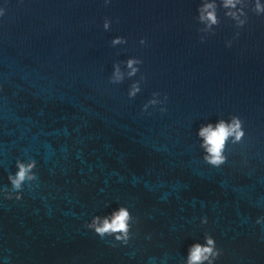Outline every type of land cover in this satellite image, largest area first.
<instances>
[{"label": "clouds", "instance_id": "1", "mask_svg": "<svg viewBox=\"0 0 264 264\" xmlns=\"http://www.w3.org/2000/svg\"><path fill=\"white\" fill-rule=\"evenodd\" d=\"M105 5L110 3V0H104ZM251 3V12L257 16H264V4L261 0H201V4L197 9V22L203 27L198 29L201 33L200 41L205 42L206 38L215 35V30L221 24V18L218 14L222 8L224 16L234 22V27L237 29L233 39L240 36V29L248 23V12L245 9L249 8ZM6 11L0 7V18L4 17ZM112 21L105 18L103 23L104 30H110ZM127 40L123 37L117 36L111 41V45L126 44ZM141 45H146V40H140ZM227 47L232 46V41L226 43ZM121 64H124L130 71L127 72V77L131 78L140 72V65L143 60L132 57L126 61L116 62L113 64V71L109 78V83L118 85L125 80V73L121 70ZM144 76L134 82L129 91L128 97L135 98L141 91V82ZM159 92L153 93V98L143 105L142 112H147L150 106L164 105L167 101L165 95L163 100L159 99ZM161 112H165V107H160ZM150 114V113H149ZM199 137L202 138L203 143L200 145L204 149L203 161L213 168H220L228 162V155L231 151L229 144L235 146L243 143L246 132L244 128V121L238 115H231L228 120L220 119L215 125L208 123L200 127L198 132ZM37 165L35 159H28L27 161L17 160V171L14 174L8 175V181L11 187L4 186L0 188V197L4 200L20 201L23 198L25 186L32 188L34 182L38 181V175L35 171ZM264 217H261L256 223H261ZM207 218H201L202 224H207ZM138 217L133 216L128 206L121 205L116 210L111 211L110 214L94 215L90 222L85 224V227L92 230L94 234L101 239L112 237L109 241L112 247L128 246L133 239L138 235ZM134 228L136 229L134 231ZM151 239V236L147 237ZM223 250L217 246L215 238L211 234H205L204 243H193L187 252V259L184 264H215V262L222 256Z\"/></svg>", "mask_w": 264, "mask_h": 264}]
</instances>
